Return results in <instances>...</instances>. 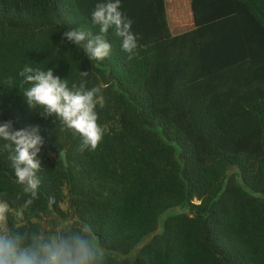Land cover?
I'll use <instances>...</instances> for the list:
<instances>
[{
  "label": "trees",
  "instance_id": "obj_1",
  "mask_svg": "<svg viewBox=\"0 0 264 264\" xmlns=\"http://www.w3.org/2000/svg\"><path fill=\"white\" fill-rule=\"evenodd\" d=\"M98 2L0 0V122L45 139L27 207L0 151L9 226L50 235L62 218L102 264H264V0H191L194 27L176 35L164 0H121L141 47L129 59L110 29V55L91 61L61 34H96ZM25 65L102 89L94 151L28 108Z\"/></svg>",
  "mask_w": 264,
  "mask_h": 264
},
{
  "label": "clouds",
  "instance_id": "obj_2",
  "mask_svg": "<svg viewBox=\"0 0 264 264\" xmlns=\"http://www.w3.org/2000/svg\"><path fill=\"white\" fill-rule=\"evenodd\" d=\"M92 24L98 28L93 34L82 30H67L61 40L71 42L77 51L93 61H103L110 55L112 45L106 39L111 29L121 39V49L131 59L141 47L139 37L132 31L133 21L121 11V0H104L96 3L91 12ZM146 47V46H144ZM87 77L88 72H81ZM24 84L29 87L20 91L31 110H39L42 118L54 117L65 129L82 137L78 151H94L102 141L105 130L98 123L97 105L103 108L102 89L88 88L85 81L73 82L54 74L53 69L41 70L25 65L19 72ZM0 151L8 153V160L14 171L16 182L22 185V192L28 198L24 206L38 199L42 168L38 154L45 144L39 125L15 128L12 120L0 122ZM65 155L62 149L59 159ZM54 198H49V204ZM10 205L0 200V264H102L104 253L94 249L83 228L73 231L65 223L51 234L21 230L8 224ZM91 231V226H89Z\"/></svg>",
  "mask_w": 264,
  "mask_h": 264
},
{
  "label": "crops",
  "instance_id": "obj_3",
  "mask_svg": "<svg viewBox=\"0 0 264 264\" xmlns=\"http://www.w3.org/2000/svg\"><path fill=\"white\" fill-rule=\"evenodd\" d=\"M166 18L172 35L194 27L191 0H164Z\"/></svg>",
  "mask_w": 264,
  "mask_h": 264
},
{
  "label": "rangeland",
  "instance_id": "obj_4",
  "mask_svg": "<svg viewBox=\"0 0 264 264\" xmlns=\"http://www.w3.org/2000/svg\"><path fill=\"white\" fill-rule=\"evenodd\" d=\"M62 208H65L66 207V203H63L61 204ZM51 219V217H43V223H44V226L47 227V222H45L46 220H49ZM65 221L64 219L62 218H55V219H52V227L50 228V235L57 232L59 229H60V226L61 224H63L62 222Z\"/></svg>",
  "mask_w": 264,
  "mask_h": 264
}]
</instances>
